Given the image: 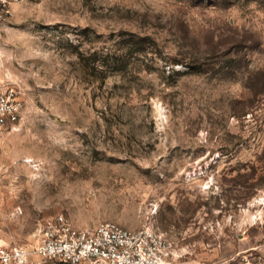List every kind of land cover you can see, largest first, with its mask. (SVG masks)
I'll use <instances>...</instances> for the list:
<instances>
[{"label": "rangeland", "instance_id": "1", "mask_svg": "<svg viewBox=\"0 0 264 264\" xmlns=\"http://www.w3.org/2000/svg\"><path fill=\"white\" fill-rule=\"evenodd\" d=\"M0 84V238L155 228L166 264H264V0H22Z\"/></svg>", "mask_w": 264, "mask_h": 264}, {"label": "built area", "instance_id": "2", "mask_svg": "<svg viewBox=\"0 0 264 264\" xmlns=\"http://www.w3.org/2000/svg\"><path fill=\"white\" fill-rule=\"evenodd\" d=\"M22 0H0V35ZM23 103L0 84V134L22 120ZM33 245H11L0 238V264H166L170 244L155 228L128 230L115 223L76 229L64 215L40 224Z\"/></svg>", "mask_w": 264, "mask_h": 264}]
</instances>
